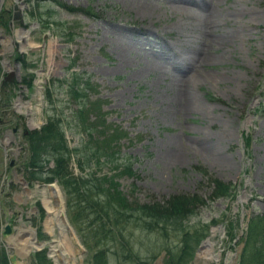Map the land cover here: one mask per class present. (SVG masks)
Here are the masks:
<instances>
[{"label": "rangeland", "instance_id": "1", "mask_svg": "<svg viewBox=\"0 0 264 264\" xmlns=\"http://www.w3.org/2000/svg\"><path fill=\"white\" fill-rule=\"evenodd\" d=\"M221 1L214 11L223 12L229 18L227 21L219 20L221 26L216 31H231L237 40L233 41L230 36L231 42L217 50L211 49L216 62L206 64L202 69L242 79L240 82L206 79L190 90L201 105L195 110L183 111L173 107L172 83L178 75L185 76L191 71L181 67L180 60V63L174 62L170 54L174 50L181 51L179 48L183 45L189 50L190 47L185 45L188 34L200 30L198 23L193 22L192 25L187 15L180 20L179 14L173 15L171 9L166 10V7L169 8L166 0H149L157 9L145 17L139 16L126 0L0 1L1 96L10 99L4 93L18 83L14 90L16 97L9 105H3V111H0L2 223L8 222L15 227L23 224L36 228L40 226L43 233L41 236L38 234L39 240L54 239L41 226L43 216L42 219L40 212L33 209L37 206V197L28 198L23 194L27 200L22 201L19 199L24 193L21 182L15 183V189L8 186L13 174L24 175L26 158V143L20 134L13 131L17 124L16 102L19 98L24 102L31 101L32 115L38 125H42L47 117L45 86L50 83V86L54 84L58 87L54 100L56 111L64 110L63 121L71 145L78 147L81 155L91 151L87 147L95 145V137L104 139L105 132L109 135L112 130L122 133V138L118 140L121 149L115 155L121 160L109 162L114 159L111 153L110 159L102 157L101 163H97L96 159L85 161L88 169H95L99 175L111 174L118 162L129 161L136 171L135 175L120 174L117 178L125 193L130 195L134 192L143 201L163 200L173 194H198L207 203L190 218L189 224L199 226L210 223L211 229L208 230V237L201 241L199 257L194 259L193 264H237V255H240L243 243L239 240L232 243L233 238L227 240L229 219L237 216L243 222L245 216L264 214V0ZM58 2L89 9L94 14L65 9ZM237 5L242 10L252 7L262 12V23L245 26L241 13L234 20L230 11ZM9 10H15L18 18L13 19ZM109 17L113 21L107 22ZM142 25L160 30L162 40L148 35L143 37ZM23 29L29 31V35H22L24 42L28 43L26 47L21 46L22 39L17 38L16 33ZM233 29L237 30L236 34H233ZM204 32L209 33L208 30ZM4 37H12L14 43L4 45ZM169 42L172 47H169ZM15 53H20L21 59L17 60ZM24 57L29 58L28 61L32 59L35 65L26 67ZM5 60L9 61L11 70L4 64ZM148 62H154V71L138 73L139 68ZM28 68H32L37 75L32 93L25 86L27 83L22 82ZM72 71L81 74L83 80L90 79L91 87L87 94L91 105L95 103L98 119L96 115L92 118L99 126L93 137L87 131L76 129L72 111L80 103L69 101L66 86L58 81L68 77ZM8 74H12V78L6 80ZM248 77L250 81H246ZM231 120L233 133L230 136L227 128L231 126ZM10 132L16 136L15 139L9 137ZM198 143L209 147V159L194 154L192 147L199 148L201 145ZM73 169L78 172L75 163ZM212 178L228 182L235 187L236 194L212 199ZM31 187L37 188L38 183ZM234 223L240 234L242 225L247 227L245 222ZM2 229L0 243L13 255L16 251L8 248V242L18 231L7 234ZM76 232L82 246L87 247L83 236L87 230L83 234ZM208 238L214 242L211 253L220 255L218 259H209L203 253ZM47 250L46 247L40 252L34 250L30 256L19 255L17 264H34L33 255L42 258L44 264H56ZM88 258L89 251L83 256V262L78 257L75 264H91Z\"/></svg>", "mask_w": 264, "mask_h": 264}, {"label": "bare ground", "instance_id": "2", "mask_svg": "<svg viewBox=\"0 0 264 264\" xmlns=\"http://www.w3.org/2000/svg\"><path fill=\"white\" fill-rule=\"evenodd\" d=\"M2 1V0H0ZM149 1V0H148ZM147 0H126V2L129 3L130 7H133L134 10L137 11L139 16L145 17L147 14H150L154 12V9H157V6L153 5L152 3H149ZM167 3H169V8L166 10L172 11L174 14L180 15V20L185 19V15L192 20L193 22H197L199 26V32H193L191 31L189 36L187 37V44L185 45L190 47L189 50H187L184 45L179 48L181 51H173L172 54H170L174 60V62L180 63L181 61V67H184L186 69H190V73L185 76H180L174 80L175 83H172L173 88L172 92L174 93L172 96L173 101V107L179 111H183L185 109H192L195 110V108L198 107L200 104L199 100L194 98V95L191 94V89L194 87L200 86L203 82H205L206 79L217 81V82H232V81H241L242 78L239 77H229L227 74L221 75L220 73H211L208 72L202 67L206 64H212L216 62L215 60V53H211V49L217 50L220 47H223V44L229 43L230 36L233 37L231 31H223L221 30L220 33H218L216 30L220 29L219 23L221 20L227 21L229 16L221 13H217L214 11L215 6L217 4H220L222 2L221 0H166ZM16 9V8H15ZM11 13V17L13 19L18 18V13L13 10H9ZM49 11V10H48ZM258 10L253 9L252 7H246L243 10L237 7H233L230 11V17H232L234 20L237 18V14L241 13L243 15L242 22H245V26H252L254 24H261L263 21V14L262 12H257ZM85 12L88 13V15L94 14L89 9H85ZM123 20V19H121ZM220 20V21H219ZM106 21L110 22L113 21L112 18H106ZM144 31L142 32L143 37L145 35L156 37L160 40H162V34L160 30L158 29H151L147 25H142ZM221 26V25H220ZM204 30H208L209 33L206 34ZM233 34L235 29H233ZM17 38L22 39V35L26 34L29 35L28 30H18L16 31ZM200 33V34H199ZM245 34V32H244ZM242 34V35H244ZM239 39V36L237 37ZM237 39L233 37V41H236ZM21 46L26 47L28 46V43L24 42V40H21ZM163 42V41H162ZM14 43L12 37H4L3 44H10ZM149 43V42H148ZM146 42V44H148ZM168 43V41H167ZM184 43V42H183ZM169 42V47H170ZM172 47V46H171ZM52 52V51H51ZM15 57L17 60L21 59L22 55L20 53H15ZM29 58L24 57V65L27 66H34L35 63L31 60L28 61ZM32 62V63H29ZM4 64H6L10 70L12 69V66L10 65L8 60L4 61ZM155 69L154 62H148L147 64L141 66L138 73H152ZM23 78V83L25 86L28 87L29 93H32L35 90V84L34 80L36 75V72L32 70V68L29 70ZM2 72V66L0 64V81L2 80L1 77ZM240 76V75H236ZM12 78V74H8L6 76V80H9ZM29 79H33L32 82H29ZM74 73L73 71L70 73V75L63 79H58L60 82V85L66 86V97H68L69 101L73 102H79L80 105L77 106L76 109H73L74 113V119L76 121V129L77 130H83L90 133L91 136H94V131H99L98 125L93 121L92 115H96L95 110V103L91 105L90 97L89 95L85 96V93L80 92L76 89L77 82L80 85H86V82L89 81L88 78L83 80L82 77L77 81L75 78L74 81ZM3 81V80H2ZM246 81H250V77L246 79ZM54 83V81L52 82ZM51 83V84H52ZM18 83H15L14 88L10 87L9 91L5 94H8L9 97H2L1 96V90H0V111H3L1 108L3 105L7 104L9 105L12 100L16 97L17 92H14L16 86ZM1 87V85H0ZM56 88L53 84L52 86L49 85L45 86V95L44 100L46 101V108L45 112H47L46 120L42 125H38L36 122L33 113V103L31 101L24 102L22 98H19L16 102V108L18 109V113L15 114L16 116V127L13 128L14 132H17L23 137V141L26 143L25 145V164H24V175L18 176L13 174L12 181H9V187L14 188L17 186V181H20L22 184L23 192L19 196V199L22 201H26L23 194H26L28 198L37 197V206L33 209L35 211H39L41 218L43 216V221L41 223V226L43 230L49 235L54 237V239L48 241L47 240H39V236L42 235L43 232H41V227L38 226L37 228L32 225H25L23 224L21 227H15L12 224L6 222L5 224L1 222L0 218V228H3L6 233L10 234L11 231H18L16 235H14L12 238L9 239L8 242V248L12 247L16 253L11 255L8 253V249L5 245H2L0 243V260L1 258H5L6 262L2 264H17L18 256H30L34 250H43L44 248H48L47 253L50 255V258H53V260L56 262V264H75L78 262V257L81 262H83V256L86 254V252L89 251V262L93 264V255L94 251L89 250L88 247H83L82 243L77 235V231H84L86 229H94L99 228V226L104 225V223H108V216H112V218L115 216L114 212H111L107 206H105V201L102 200V198H93L94 206L92 207V201L87 199L83 193V191L79 193H72L70 190L65 186V184L57 177H52V175L49 173V171L54 168L55 162L54 160L47 161L45 165L44 172L40 174L41 177H34L33 180H30L28 178V169H27V163H30V141L28 139V136L34 133H37L42 129L43 126H45L47 123H49V120L55 119L59 123V127L57 129L60 131V133L63 135L64 138L67 139L68 146L71 149L70 153V160L69 165L71 167L73 176L76 177L70 178L74 181H80L84 178H87L89 176H92L94 180H96L98 183H100L102 186H107L111 179L118 178L117 176L120 174H129V175H135V170L133 169V165L130 164V162H121L116 164L115 172L111 174H98L95 169H88L87 165L86 167H81L79 163V157H86L87 155L92 154L91 159L89 160L92 162V159H96L97 163H101L102 157L104 159H110L111 153L114 154V159L112 158L109 162H115L113 160L120 161L121 159L119 156H115L118 152L117 150L121 149L120 140L122 138V133H119L117 130H112V133L108 135V132H105L106 142L103 138H98L97 141L94 143L95 145L93 147H90L88 145L87 150H91L86 152L85 155H81L80 149L76 146L72 147L71 140L68 137L67 134V126L65 125V122L63 121V114L64 110H58L56 111V106L54 103L55 95H56ZM237 97V96H236ZM243 97V96H242ZM241 99V98H240ZM201 105V104H200ZM49 106V107H48ZM52 110L53 113H49V111ZM27 118V123H26ZM96 118L98 119V116L96 115ZM232 121L231 120V126L227 128V132L231 136L232 131ZM97 126V127H95ZM230 128V129H229ZM9 137L13 140L16 138V136L10 132ZM99 140V141H98ZM118 142V143H117ZM7 143V142H6ZM5 145H8L6 144ZM200 144V143H198ZM201 145V144H200ZM77 149V150H76ZM209 147L207 145L202 144L199 148L195 147V145L192 147V150L194 151L195 155H199L204 157L205 159L210 158L211 151L208 150ZM113 150V151H112ZM109 152V153H108ZM112 154V155H113ZM179 158V157H177ZM106 162V161H105ZM73 163L76 164L78 172L76 173L73 169ZM223 164H225L223 162ZM13 165V162L11 163ZM128 167V168H127ZM76 173V174H75ZM7 176V173L5 174ZM50 178V179H49ZM218 179V178H217ZM220 180V179H219ZM211 184L213 186V190L215 188L214 183L212 182V179L210 180ZM222 181V180H221ZM120 182V181H119ZM224 183H228L225 181H222ZM16 183V184H15ZM38 183V187L33 189L31 186ZM121 183V182H120ZM43 184V185H40ZM229 184V183H228ZM40 185V187H39ZM80 188L83 189L82 186L78 185ZM122 184H120V189ZM3 188L0 186V193H2ZM124 192V190H123ZM177 194L170 195L175 196ZM178 195H184V194H178ZM190 195H198V194H190ZM245 195V194H243ZM125 200L128 205L133 206L134 208L139 205L145 204V203H164L167 200L170 199V197H166L163 200L159 199H151V200H141L140 197L134 192L132 194H127L124 192ZM66 197V199H65ZM227 197V196H222ZM242 198H244L241 195ZM85 198L87 200H85ZM6 198H4L5 200ZM68 207V212L66 211V205ZM207 203V202H206ZM1 205V204H0ZM82 208V212H78L76 209ZM139 208V207H138ZM197 214V213H196ZM195 214V215H196ZM194 215V216H195ZM192 216V217H194ZM257 216H264V214H256V215H250L245 216L244 221L246 224H249L251 219H254ZM233 219H235L233 221ZM229 220L236 222L237 224H243V222L237 218V216L230 218ZM75 229H74V227ZM235 226V223H234ZM197 227H203L206 229L205 231V238L208 237V231L211 229V224L207 223L204 225H199ZM208 227V229H207ZM123 228V226H122ZM237 228V226H236ZM248 227H241L242 233L240 234V230L236 229V237L233 238V242H239L243 243L241 246V252L240 255L238 254L237 257V264H242V253L244 248V242H242L243 237L246 235ZM2 229V230H3ZM228 229L226 227V237L227 240H230L228 237ZM1 234V232H0ZM124 237L126 241L130 242V246L132 247V250L130 252L123 253L125 256H123V261L121 264H193L194 259L199 257V252L202 248V245H197L194 251H181L180 247L178 252H174V245H177V239L175 237H170V235H163L158 230H149L147 228H134L133 231L126 232L124 234ZM101 241L106 240L105 236L100 237ZM172 249L173 252L168 253V248ZM214 246V242L211 238H208L204 243L203 253L206 254V257L215 258L218 259L220 255H214L211 253L212 247ZM128 250V249H125ZM36 253V252H35ZM233 255V254H232ZM236 255V254H234ZM34 259V264H44V261L42 258H39L35 255L32 257ZM110 264H119L116 262L115 258L113 256H110L109 258ZM228 262V259H227ZM230 262V260H229ZM1 264V262H0Z\"/></svg>", "mask_w": 264, "mask_h": 264}, {"label": "trees", "instance_id": "3", "mask_svg": "<svg viewBox=\"0 0 264 264\" xmlns=\"http://www.w3.org/2000/svg\"><path fill=\"white\" fill-rule=\"evenodd\" d=\"M59 4L71 11L85 12L83 9ZM81 77V74L74 73V79L76 78L77 81ZM88 80L86 85H80L78 82L76 85V89L85 93V96L88 95L87 90L89 91L91 87L90 79L88 78ZM28 81L32 82V79ZM57 127H59V123L57 120L52 119L40 131L28 136L31 153L30 163H27L26 166L30 174L28 178L30 180H33L34 177L43 178L40 174L44 172L47 161L54 160V168L49 171L52 177L62 180L72 193L83 191L85 197L92 201V207L94 206V197L102 198L105 201V206L111 212H114L115 216L113 218L108 216L109 222L104 223L99 228H85L87 230L83 235L85 243L89 250L94 251L93 264H110V256H113L116 262L121 264L123 256H125L123 253L132 250L130 242L126 241L124 234L133 231L134 228L154 229L163 235L175 237L177 245H174V252H178L179 247L183 252L186 250L189 252L194 251L205 238L206 229L189 224L190 218L198 212L202 205L206 204V201L199 195H175L164 203L151 202L134 208L127 204L123 196L124 192L119 188L121 183L115 178L111 179L107 186H102L92 176L79 182L71 180V177L76 179L69 165L71 149L68 146L67 139L63 137ZM91 157L92 154L86 157L80 156L78 160L81 167H86L85 161H89ZM212 182L215 185L212 199L236 194L235 187L228 183H224L217 178H212ZM78 185L82 186L83 189ZM86 198L85 200H87ZM76 210L82 212L83 209L77 208ZM228 230V237L235 238L236 225L234 226L233 221L229 222ZM102 236H105L106 240L101 241L100 237ZM242 242H244L242 264H264V216H257L250 220ZM167 248L169 249L168 253L173 252L168 246ZM0 262L2 264L6 262V259L1 258Z\"/></svg>", "mask_w": 264, "mask_h": 264}]
</instances>
